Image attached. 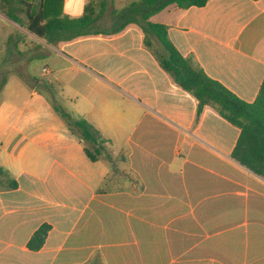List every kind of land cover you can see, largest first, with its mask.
<instances>
[{
	"label": "crops",
	"instance_id": "0c3cea01",
	"mask_svg": "<svg viewBox=\"0 0 264 264\" xmlns=\"http://www.w3.org/2000/svg\"><path fill=\"white\" fill-rule=\"evenodd\" d=\"M87 7L82 34L27 33L47 58L40 76L110 160H89L53 109L0 103V167L16 182L0 185V264H264V179L231 157L240 130L211 106L197 111L147 26H166L182 57L251 103L264 78V0L170 4L146 20L141 0L62 1L69 18Z\"/></svg>",
	"mask_w": 264,
	"mask_h": 264
},
{
	"label": "trees",
	"instance_id": "16d2710c",
	"mask_svg": "<svg viewBox=\"0 0 264 264\" xmlns=\"http://www.w3.org/2000/svg\"><path fill=\"white\" fill-rule=\"evenodd\" d=\"M63 0H0V10L4 15L20 26L25 25L27 32L49 41L50 35L57 31L82 34L93 22V12L86 8L79 18H69L62 13ZM208 0H141L144 7L143 19L163 10L170 4L186 9L191 6L201 7ZM16 9L23 11L26 20L23 25ZM163 49L157 56L160 66L183 90L191 93L197 100V111L204 105L211 106L227 122L239 128V136L232 150L231 157L257 176L264 179V78L255 100L251 103L237 98L218 82L207 77L190 58L182 57L167 37L166 26L147 23ZM65 122L68 130L90 147L85 148V155L91 161L102 155L110 160L103 147L104 140L84 119H76L59 107L53 108ZM4 178V179H3ZM0 185L15 188L16 182L0 167ZM49 230L48 225H41L29 239L30 250H38Z\"/></svg>",
	"mask_w": 264,
	"mask_h": 264
},
{
	"label": "rangeland",
	"instance_id": "374dc122",
	"mask_svg": "<svg viewBox=\"0 0 264 264\" xmlns=\"http://www.w3.org/2000/svg\"><path fill=\"white\" fill-rule=\"evenodd\" d=\"M15 12L24 25L23 11L16 9ZM38 45L42 46L28 35L25 25L9 20L0 10V103L16 107L43 106L49 110L56 106L65 111L66 106L57 96L59 84L55 80L49 84L47 80L51 76H40L47 58L39 54Z\"/></svg>",
	"mask_w": 264,
	"mask_h": 264
},
{
	"label": "built area",
	"instance_id": "2783aa9c",
	"mask_svg": "<svg viewBox=\"0 0 264 264\" xmlns=\"http://www.w3.org/2000/svg\"><path fill=\"white\" fill-rule=\"evenodd\" d=\"M42 72H43V73H47V69H46V68H43V69H42Z\"/></svg>",
	"mask_w": 264,
	"mask_h": 264
}]
</instances>
